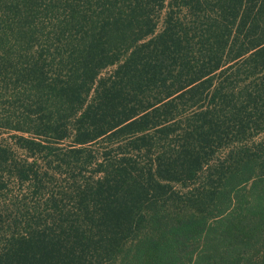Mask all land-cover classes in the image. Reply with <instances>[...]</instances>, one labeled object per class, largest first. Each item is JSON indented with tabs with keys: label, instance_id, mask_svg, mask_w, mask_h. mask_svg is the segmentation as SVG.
<instances>
[{
	"label": "trees",
	"instance_id": "obj_1",
	"mask_svg": "<svg viewBox=\"0 0 264 264\" xmlns=\"http://www.w3.org/2000/svg\"><path fill=\"white\" fill-rule=\"evenodd\" d=\"M0 264H264V0H0Z\"/></svg>",
	"mask_w": 264,
	"mask_h": 264
},
{
	"label": "rangeland",
	"instance_id": "obj_2",
	"mask_svg": "<svg viewBox=\"0 0 264 264\" xmlns=\"http://www.w3.org/2000/svg\"><path fill=\"white\" fill-rule=\"evenodd\" d=\"M113 69V67H108L106 69H104L102 72H101V76H104L106 74H108L109 72H111V70Z\"/></svg>",
	"mask_w": 264,
	"mask_h": 264
}]
</instances>
